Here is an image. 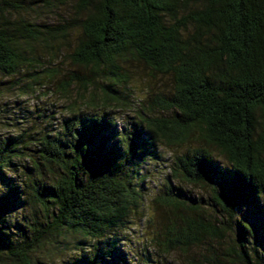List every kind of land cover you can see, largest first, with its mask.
I'll list each match as a JSON object with an SVG mask.
<instances>
[{"label": "trees", "instance_id": "trees-1", "mask_svg": "<svg viewBox=\"0 0 264 264\" xmlns=\"http://www.w3.org/2000/svg\"><path fill=\"white\" fill-rule=\"evenodd\" d=\"M64 46L92 74L61 87L86 112L74 100L58 130L46 120L0 138V264H161L199 233L222 237L234 215L239 259L264 264V0H0L1 76L38 73ZM129 74L164 78L170 93L153 99L158 115L137 113L120 132L109 108L123 105L115 88ZM161 144H188L170 174L222 193L224 215L203 223L197 201L168 190L143 230L132 224ZM251 222L261 239L246 238ZM46 246L60 257L40 254Z\"/></svg>", "mask_w": 264, "mask_h": 264}, {"label": "rangeland", "instance_id": "rangeland-1", "mask_svg": "<svg viewBox=\"0 0 264 264\" xmlns=\"http://www.w3.org/2000/svg\"><path fill=\"white\" fill-rule=\"evenodd\" d=\"M25 5L23 3V6ZM68 6L66 9L69 8L70 10L71 8ZM21 15L24 17L27 16L24 12H21ZM37 50L39 58L45 59L40 50ZM70 50L68 46L57 50L56 61H54L55 57H52L51 60H44L43 66L36 70L38 73L29 70L20 72L15 77H3L0 75V138L11 137L19 133V130L21 131L26 128L36 129L42 127L46 125L44 123L46 120L51 124V128H57L58 130L59 126L57 121L61 120L62 117H69L70 115L69 104L76 100V107L81 106L78 103L82 102V100L77 98L71 88L64 95L62 94L63 90L61 87L65 83L70 82V79L91 76L92 74L89 70L71 63L68 56ZM122 67L127 69L125 65ZM48 69L57 71L54 73L52 79L46 78V75L43 74ZM125 86L120 89L119 87L115 88L122 93L125 99L122 102L123 105L113 106L112 109L109 108V110L113 111V116L117 119L118 131H120L119 128L124 123L127 124L135 121L137 113L143 112L149 114L152 111L156 112V114L154 113L155 115H158L157 113L161 109L160 106L154 104L153 99H160L164 95L168 96L170 93L168 91L170 88L166 84V80L158 76L154 80H151L146 75L129 74L128 82ZM97 92L100 93L99 91ZM80 108L83 112H86L84 107ZM187 146L188 144L178 146L161 144L159 146L158 151L161 153V164L163 166L158 165L155 170H153V166L149 167V177L142 184L140 191L143 199V208L136 216H131L133 225L137 224L143 230L145 220L155 216L153 213L154 205H151L150 201L159 194L164 195V192L166 193L168 190L170 192L167 193L170 194L169 196L171 198L182 203H186L187 198L197 201L198 205L202 208L203 223H206L205 220L208 219L207 214L213 216V218L219 214H225L222 211L223 209L221 210L219 205L217 206V202L220 196H222V193L219 192L217 195V193H213L210 187L206 185L194 187L170 174L168 168L173 158L177 154L179 155L188 151ZM217 153L218 151L215 152V160L217 163L223 165L222 163H225V159L219 157ZM147 166L148 164L144 166L145 170H147ZM261 202L264 204L262 199ZM244 213L246 214V212ZM177 215L187 218L195 217L187 209H180ZM238 219H240L238 215H234L233 220L229 218V221L231 220L230 223H227L229 230L225 231L219 239H213L209 236L205 237L202 233H199L198 236L200 237L197 238V241H194L192 245L186 247L187 249L184 252L176 251L166 256V261L163 260L161 264H189L190 262L194 264H215L214 258H216L217 264H228L227 261H231V264H244L239 259L241 248L238 237L242 236V231H240L241 228L238 225ZM173 221L174 218H170L168 224L170 225ZM226 222H228L227 218ZM181 225V222H178L177 226ZM246 226L249 232V234L247 233V239L251 238V236H256L258 239H261V231L259 232V229L254 226V223L251 222ZM151 229L152 227H150L147 235L152 234ZM143 235L145 236V234ZM151 238L154 237L151 236L148 239ZM46 248L48 250L44 249L40 254L49 256L53 261L60 257L59 254H55L57 251L53 250L52 247L46 246ZM245 249V253L249 254V249ZM123 251L127 255L128 249L123 248Z\"/></svg>", "mask_w": 264, "mask_h": 264}]
</instances>
